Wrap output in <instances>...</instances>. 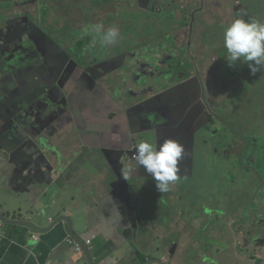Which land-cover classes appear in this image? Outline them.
<instances>
[{
    "label": "crops",
    "instance_id": "obj_1",
    "mask_svg": "<svg viewBox=\"0 0 264 264\" xmlns=\"http://www.w3.org/2000/svg\"><path fill=\"white\" fill-rule=\"evenodd\" d=\"M93 1L100 6L96 12L99 24L100 18L105 17L106 11L108 12L109 22L103 26L102 31L107 26H115L117 23L112 20L111 14L116 18L121 0L113 2L118 7L117 11L101 7L105 5V0ZM220 1L216 0L217 3ZM55 3L70 8V3L62 4L61 0ZM136 3L138 9L143 8L139 5V0ZM198 4L195 1L191 10L196 13L202 10ZM148 6L149 0L144 8ZM23 8L22 0H0V15L2 11L5 12L0 27L7 44L5 63L0 65L17 68L18 72L20 69L33 72L57 67L63 74L60 82L48 90L50 105L39 107L29 119L33 123L31 125L39 123L42 127H47L48 133L54 136V144L58 145L64 163L62 172L52 179L42 169L40 157L33 164L21 163L16 156L13 157L12 165L0 160V183L12 194L17 204L43 210L41 227L51 226L58 216L70 218L79 240L90 251L84 252L82 244L70 235L68 223L64 221L46 232L21 224L4 223L0 264H146L152 259H158L164 264H264V227L257 222V216L264 215V212L259 206L255 208V216L239 221L242 205L248 195L242 199L234 198L229 191L228 194L225 193L224 186L203 184V193H207L206 201H196L194 195L183 199L181 192L184 189L179 184L170 185L169 191L164 193L157 191L151 183L153 178H146L140 172L142 166L137 167L135 172L124 175L125 168L122 165L133 166V162L123 156L128 149L120 150L121 140L116 141L121 139V132L115 124L131 114L128 109L125 116V109L121 106L126 105L124 95L131 102L145 101L143 107L130 117V126L138 131L149 128L146 123L150 122L153 117L151 115L156 111L171 106L170 111L162 112L161 116L154 119L157 129L142 132L144 134L141 139L156 145L167 138L181 143L188 136L191 125H196L199 114L197 109L196 114H193L192 105L201 101V88L194 84L196 80L190 79L191 72L185 77H178L176 71L180 70V66L169 68L160 63L154 70L146 58L147 50L136 49L144 48L141 46L145 45H165L167 39H170V35L165 32L176 31L177 36L182 26L175 25L169 29L171 21L158 20L157 25L148 30L162 31V34L151 37L149 41L129 40V47L122 51L118 48L124 49L125 44L118 37V44H121L109 50L111 46L99 43L97 33L89 38L91 34L86 30L87 18L83 20L78 17L80 9L61 22L59 17L64 13L52 9H46L43 14L38 13V19L34 17L25 21L24 12L25 15L32 16L39 10ZM129 8L131 7L128 6L127 10ZM150 21L153 22V19ZM193 21L196 23L197 18ZM200 25L201 23L199 28ZM72 39L79 40L80 43L75 46ZM190 40L192 43L198 41L194 38ZM172 47L178 46L173 43ZM123 51L128 52L123 65L101 77L103 73L109 72L108 67L98 65L103 61V55L109 53L115 62V58ZM118 62L119 59L116 63ZM164 70L170 71L171 75L164 76ZM151 72L162 75L159 85L155 88L143 87V81ZM45 76L51 77L50 74ZM173 79L176 81L173 82ZM184 80L188 82L182 84ZM98 83V87H95ZM170 88L174 90L165 95H157ZM88 92L93 93L92 106L90 109L85 107L77 117L75 113L80 112L78 102L87 101ZM152 96L154 97L151 98ZM72 102H76V105H71ZM179 108H182L181 113H178ZM186 111L189 113L188 117L193 114V118L181 121ZM11 122L12 120L1 118L0 128L9 126ZM169 122L174 126L169 125ZM162 125L164 126L161 127ZM78 129L73 136L72 133ZM198 132L195 133L193 176L196 170ZM131 148L134 151L135 145ZM91 158L104 159L108 169L96 168V175L91 174L88 169ZM85 163L87 172L83 171ZM102 173L113 175L114 178H97ZM79 178H83V181L78 182ZM183 179L178 178L177 181ZM254 191L251 189L249 194ZM219 194L226 202L231 203L232 208H224V202L219 206L215 201L219 199ZM152 199L154 203H151ZM194 202L197 204L194 205ZM258 202L262 203L261 200ZM0 207L6 212L4 203L0 202ZM205 208L207 212L204 211ZM146 211L147 216L144 217ZM186 217L189 219L187 225L183 222ZM170 223L174 225L182 241L175 238L178 243L174 240L169 243ZM238 229L246 231L241 234ZM226 230L228 234L224 237L222 234L225 235ZM34 234L39 235L37 240L34 239ZM67 236L76 241L80 250H77L76 245H69ZM229 251L234 254L231 255ZM171 255H174L172 263Z\"/></svg>",
    "mask_w": 264,
    "mask_h": 264
},
{
    "label": "rangeland",
    "instance_id": "obj_2",
    "mask_svg": "<svg viewBox=\"0 0 264 264\" xmlns=\"http://www.w3.org/2000/svg\"><path fill=\"white\" fill-rule=\"evenodd\" d=\"M136 3L135 0H131ZM199 2L200 0H194V2ZM62 4L70 3V8L65 9H57L56 11L60 13H64L59 20L62 22L65 19H68L73 16L74 10L76 7L80 9V15L83 20L87 15V25L96 24L97 21V10L98 4L93 0H61ZM114 0H105V5H101V7L106 9H115L118 10V7L113 3ZM127 2L129 6V0H121V5L119 6V11L114 18V15L111 14L112 20H114L117 24L115 27L119 29V38L121 43L125 44V48H118L119 51L127 49L130 44L127 43L129 40L142 41L144 39H149L156 35H160L162 31L151 30L149 32V28H154L157 24L156 21H165L164 17H168L167 20L171 21L172 24L168 26L181 25L182 28L177 32L178 38L181 40L182 45L180 51L170 49V39H174L176 34L174 31L165 32L167 35H170V39H167V43L164 45V53L163 56H159L157 61H159L161 66H167L169 68H174L175 61L179 62L180 71L183 74H188V67L186 62L190 63V75H192L193 70L196 69V63L199 64V59L197 57L192 61V53L196 52V54H200L202 57V62L200 61V67L205 70V78L203 82H201V90L205 88V96L208 99L210 96V92L215 93L216 85H227L228 91L233 89H242L246 93L241 94L239 98L232 97L230 98L227 94L226 96L229 99L221 98L219 94L213 97L214 103L213 105L217 107L218 105H224L222 110H224V115L232 114L234 112V108L240 100L246 104L245 109L238 114L237 117L231 116L228 120L233 124L234 128H236L240 133L243 134V137H239L237 132L234 133V128H229L230 125H226L225 123L219 124V126L224 127L223 129L216 130L215 135L219 132V135L213 137H222L213 140L214 152L217 153L211 160L209 157L205 156V144L204 140L200 137L197 139L196 143V160H195V169L198 177L194 180H189L188 183L194 185L197 188V192H185V194L196 195L194 198L196 201H206L207 193H203V184L209 185H222L226 188L225 193L228 194L229 185H233L230 190L233 195H237V198L242 199L248 195V198L245 200L242 205V210L239 215V221L252 216H255V208H262L264 211V203L260 204L258 201L260 199H264V196L257 193V191H264V142H262L260 148H258V138H262L264 140V68H262L256 75L250 74L248 65L246 63H241L237 61L233 64V66H229V62L227 60L228 53L223 44V31L224 28L232 22L233 19L243 18L245 20L257 19L259 21H264L262 16L258 15L255 11H261L262 2L261 0H221L219 3L215 1V4H208L206 6L203 5L202 10L197 13L194 12L193 8L187 7L188 0H180L179 7L172 8L170 3H166L165 0H152L150 2L149 7L147 8L144 15H141L137 10L133 12V7L127 8ZM112 3V4H110ZM137 4V3H136ZM48 5H44L39 9L37 14H31L32 16L25 15V21L30 19H38V13L43 14L47 9ZM67 7V5H64ZM48 10V9H47ZM101 11V10H100ZM98 11V13H100ZM199 15L200 17L196 16ZM194 18H197V22L193 21ZM153 19V22L150 21ZM101 24L103 26L107 25L109 22L108 12L106 11V16L100 18ZM146 20H149L146 22ZM199 23H201L199 28ZM109 28L108 26L104 28L106 30ZM89 38H93L96 36V32H91ZM191 38L197 39V43L191 42ZM79 40H76V42ZM6 42V41H5ZM118 41L114 44L107 45L106 47L109 50L113 47L120 45ZM205 47V53H203V46ZM144 47L147 51L153 52V46H141ZM191 47H194L191 49ZM137 51H142L143 48H136ZM168 52V53H167ZM138 54V53H137ZM151 54V53H150ZM184 54V55H183ZM155 57L156 54H151ZM196 62V63H195ZM209 62V66L204 63ZM153 63H156V60H153ZM171 75L170 71L164 70L163 75ZM226 77L225 80L221 81V77ZM218 77V78H217ZM257 77V78H256ZM250 93V94H247ZM224 96V95H223ZM126 97V100H125ZM125 106L121 104L122 108L125 109V116L127 115V110L132 106L131 101L128 99L126 95L123 96ZM127 117H124L122 121H124ZM198 119L196 123L198 124ZM218 123V121H217ZM115 127L119 129L120 132H123L121 128V123L115 124ZM227 128V129H225ZM133 148L127 151L132 153ZM242 153V156L240 155ZM127 156V155H126ZM134 160V156H133ZM88 164L91 165L88 167L91 174L96 175L97 169H108L105 160L102 158L99 159H90ZM87 163L84 165V172H87L86 169ZM125 168V173H131L130 167L132 165H122ZM136 169L133 171L135 172ZM97 178H105L107 180L114 178L113 175H108L106 173H102ZM83 178H79L78 182H82ZM155 185V181L151 182ZM184 180H179L173 182L174 184H183ZM189 184V185H190ZM207 185H205L206 188ZM241 186V187H240ZM171 188V187H170ZM255 190L252 194L250 190ZM215 201L221 207L224 202V208L231 207L230 202H226L224 198L219 194V199H215ZM151 203H154V199L151 200ZM197 203L194 202V205ZM235 205V204H232ZM232 208V207H231ZM207 212L206 208L204 209ZM233 215H236L233 213ZM144 217L147 216V211L143 214ZM183 222L185 225L189 223V219L184 218ZM257 222L259 226L264 227V215L257 216ZM248 224V223H247ZM218 229V227H217ZM237 229V226L235 227ZM241 234L246 230L238 229ZM168 231L171 232L170 236H168L169 243L175 238L182 241L181 237L178 236L177 231L170 223ZM228 234V230H226V237ZM38 235V234H37ZM39 236V235H38ZM67 236L66 239H68ZM175 241V240H174ZM178 243L177 241H175ZM231 255L234 253L229 251Z\"/></svg>",
    "mask_w": 264,
    "mask_h": 264
},
{
    "label": "water",
    "instance_id": "obj_3",
    "mask_svg": "<svg viewBox=\"0 0 264 264\" xmlns=\"http://www.w3.org/2000/svg\"><path fill=\"white\" fill-rule=\"evenodd\" d=\"M151 1L152 0H149V5ZM165 1L166 3H170L172 8H175L177 6L179 7L180 5V0ZM215 1L216 0H200V3L198 5H201L203 7V5L206 6L208 4H214ZM146 3L147 0H139V5L143 8H140L138 6L140 8L138 9L136 3L134 1L129 0V6L135 9L133 12H136L138 10L141 15H144L145 11L149 7L148 6L147 8H144ZM187 7H194V0H188ZM48 10L50 9L48 8ZM4 14L5 12L2 11V14L0 15V24H2ZM167 18L168 17H164L163 20ZM90 34L91 33L89 32V35ZM72 41L76 46V40L72 39ZM173 43L176 44L178 47L173 48L172 46H170V49L180 51L182 43L180 42V39L177 36L170 42V45H172ZM6 45L7 44H5L2 29L0 27V63H5ZM153 48V52L147 51L146 58L148 60L149 65H152L150 67L155 70L156 66L159 63L156 58H158L159 56H163L164 45L153 46ZM127 53V51H123L118 57L115 58V62L113 56H111L109 53L104 54L103 61L100 62L98 65L105 68L108 67L109 72L103 73L101 77L110 74L113 69L115 70L118 67H121L127 57ZM150 53L156 54L155 57H153V55H151ZM118 59L119 62L121 61L120 63H116ZM153 60H156V63H153ZM18 70L19 69L17 68H10L8 65H0V119L6 118L12 120L9 126L0 128V160L12 165L13 157L16 156V159H18V161H20L21 163L26 162L29 164H33L37 162L38 158L40 157L42 160V169L44 170L47 176L54 179L55 176L61 173L63 170L64 158L60 153L58 145L54 144V136L48 133L47 127H42V125H40L39 123H34V125H31L33 123L30 121L29 116L33 114L39 107L50 105V91L48 90H50L60 82L63 74L57 67L37 69L33 72H28L22 69H20V71L18 72ZM45 74H50L51 77H47L45 76ZM161 77L162 75L160 74L156 75V73H148L147 78L143 81V87H157V85H159L161 81ZM187 82V80H184L182 84H186ZM98 85L99 83L94 86L98 87ZM87 87L90 89L88 85ZM173 90L174 89L171 88L166 89L158 93L157 95H165L166 93L171 92ZM51 94H53V91L51 92ZM92 94V92H88L86 94L87 101H84L83 103L78 102L80 112L75 113L77 117H79V113H82L85 107H88V109H90L89 107L92 106ZM153 97L154 96H152L151 98ZM131 103L132 106L129 108V112H131V114L124 121L121 120L120 122L121 128L123 129V132L119 133L121 135V139H116L117 142L118 140H121L120 150H123L125 148L128 150L131 149V146L133 147L134 145H136L137 141L141 139V136L144 133L156 130L157 125L155 124L154 119L156 117L161 116L162 112L167 113L171 110V106H166L165 108L156 111L153 115H151L153 117L151 118L150 122L146 123L149 128H145L146 131H138L133 129L132 125L130 126V117L133 113L136 114L139 108L143 107L145 101ZM71 105H76V102H72ZM11 113H13V115H10ZM51 122L52 121L50 120L49 123ZM168 124L174 126L173 124H170V122ZM204 125L205 124H192L189 128L188 136L185 140L181 141V144L185 148V155L179 164V178H191L193 176L195 133L202 129ZM142 132L144 133L142 134ZM14 140L16 141L15 144ZM134 151H132V153H127V151H125V153L123 154V156L127 155L131 163L133 162V156L135 155ZM140 172L143 174V176H146V178H152L151 175L148 174L143 167H141ZM0 202L4 203L6 210V212H4L0 207V218L3 220L4 223L21 224L27 227H31L39 232H46L50 231L57 225V223L61 221L67 222L70 235L76 241H78V243L82 244L85 253H89V248L81 240H79L74 230L73 222L67 216H58L57 220L53 224H51V226L47 228L41 227L42 218L44 217L42 212L36 209L35 207L26 208L23 207L21 204H17L12 194L9 193V191H7V189L1 183ZM252 229H254V226L252 227ZM71 236H69L68 238L73 239ZM173 256L174 255L170 256L171 263L173 261ZM146 264L164 263H162L158 259H152L149 260Z\"/></svg>",
    "mask_w": 264,
    "mask_h": 264
},
{
    "label": "clouds",
    "instance_id": "obj_4",
    "mask_svg": "<svg viewBox=\"0 0 264 264\" xmlns=\"http://www.w3.org/2000/svg\"><path fill=\"white\" fill-rule=\"evenodd\" d=\"M102 28V24L86 25V30L99 35L100 44L107 46L116 43L119 29L112 26L102 31ZM223 44L228 53L230 67L237 61L246 63L250 74L253 75L264 68V21L254 18L233 19L224 28ZM134 152L130 172L142 166L155 181L157 191L160 193L169 191L170 185L179 178V164L185 155L184 146L171 138L165 139L159 145L146 139H139ZM260 210L264 212L262 208Z\"/></svg>",
    "mask_w": 264,
    "mask_h": 264
},
{
    "label": "flooded vegetation",
    "instance_id": "obj_5",
    "mask_svg": "<svg viewBox=\"0 0 264 264\" xmlns=\"http://www.w3.org/2000/svg\"><path fill=\"white\" fill-rule=\"evenodd\" d=\"M55 1H58V0H22V4L24 5V8H26V10L34 9V8H35L34 10H36V9L39 10V9H41L42 5H48V8L52 9V10H57V9L67 10L68 9V7H64V5H60L58 3H55ZM261 2H262L261 11H255V12L258 15L262 16V19H264V14H261V12L262 13L264 12V0H261ZM73 10L76 11V10H78V8L74 7ZM86 18H87V15H86ZM96 22H98V20ZM76 44L78 45L79 41H77ZM207 46H208V44L203 46V53L201 55H203L205 53V47H207ZM193 48L194 47H191V49H193ZM195 57H197L199 59V64L195 62L196 63V69L193 70L192 75H190V79L196 80V82L194 84L199 85V88H201L200 87L201 82H203L206 75L204 74L205 70L200 67V61L202 62V57L200 56V54L198 55V54H196V52H193L192 57H191L192 61H194ZM204 63H206L209 66V62H204ZM186 64L188 66V71H190V69H191L190 63L186 62ZM179 66H180L179 62L175 61L174 67L178 68ZM176 72H177V75H179L178 77H182V76L185 77V75H186V74L181 73L180 70H177ZM220 77H221V79H220L221 81L226 79L225 76L224 77L220 76ZM172 81L175 82L176 80L173 79ZM215 91H216L215 93L210 92V96L207 99L205 96V88L202 89L201 90V101L199 103L195 102L192 105L193 114H196L195 113L196 109H197V114H199L198 124L196 123V125H199L203 121L205 122V125L203 126V128L196 134V140L200 137L204 140V144L206 146L205 156L209 157L210 160L214 156L217 155V153L214 152V145H213L212 141L215 139H218V138H222V137H216L215 138V136L219 135V132L216 135L214 134L216 130L220 131L221 129L224 128L222 126H219V124L225 123L226 125H230L229 128H234L233 124L228 119L231 118V116L237 117L238 114H241V112L246 107V104L244 102H242V100H240L239 102H241V103H238V105H236V107L234 108V112L232 114L229 113L228 115H224L223 113H225V112H224V110H222L224 105L220 104L217 107H215L213 105V103H214L213 97L215 95L219 94V96L221 98H226V99H229V97L230 98H232V97L239 98L242 93L245 94L246 92L242 89H233V90H231V93H230V91H228L227 85H216ZM199 94H200V91H199ZM227 94L229 95V97L226 96ZM247 94H250V93H247ZM201 108H202V113H201ZM181 112H182V108H179L178 113H181ZM193 114L188 117V115H189L188 111L184 112L183 113L184 117L182 118L181 121H184L186 118L188 120H191L193 118ZM217 121H218V123H217ZM163 126L164 125H162L161 127H163ZM225 129H227V128H225ZM234 129H235L234 133L237 132L239 137H243V134L240 133V131H238L236 128H234ZM78 131H79V129L77 131L73 132L72 135L75 136ZM213 135H215V136L213 137ZM257 142H258V148H260V146H261L262 142H264V140L262 138L261 139L258 138ZM240 155L242 156V153ZM197 177H198V174L196 173V170H194V176L192 178H184L183 180L185 183L179 184V186H181L184 189L181 192L183 199H186V198H189L190 196H192L189 194H185V192H197L198 187H195V184L192 185V184L188 183L189 180H194ZM235 185H236V183H234L233 185H229L228 191L230 192L231 188ZM220 186H222V185H220ZM257 193L264 196V191H262V190H259ZM231 194L234 198H237V195H233L232 192H231ZM194 196L196 197V195H194ZM260 200L264 202V199H260Z\"/></svg>",
    "mask_w": 264,
    "mask_h": 264
},
{
    "label": "built area",
    "instance_id": "obj_6",
    "mask_svg": "<svg viewBox=\"0 0 264 264\" xmlns=\"http://www.w3.org/2000/svg\"><path fill=\"white\" fill-rule=\"evenodd\" d=\"M3 228H4V222L0 218V247H1V242H2V240L4 238V229ZM33 237L36 240L39 238V236L37 234H34ZM67 242L69 243V245H76L77 250H80V247L75 243V241L73 239L68 238Z\"/></svg>",
    "mask_w": 264,
    "mask_h": 264
}]
</instances>
